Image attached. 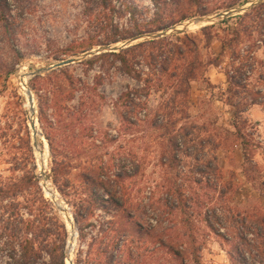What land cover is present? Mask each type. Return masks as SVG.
I'll return each instance as SVG.
<instances>
[{
	"label": "rangeland",
	"instance_id": "1",
	"mask_svg": "<svg viewBox=\"0 0 264 264\" xmlns=\"http://www.w3.org/2000/svg\"><path fill=\"white\" fill-rule=\"evenodd\" d=\"M89 1L36 0L35 10L28 14L30 36L12 39L9 44L1 43L0 187H7L24 177V183L29 185L14 198L17 212L10 220L19 229L15 249L8 246L6 236H0V264L22 263L20 244L28 236L25 229L29 220H36L40 227L46 229L40 231L37 245L42 253L35 264H67L70 240L75 244L73 262L78 264L79 259L85 258L88 246L93 242L92 236L97 238L96 249L98 253H103V262H106L105 252L112 253L111 248H107L117 243L119 249H116V254L123 253L119 250L131 244L130 247L142 256L138 261L140 264H170L166 250H158L161 247L154 242L125 243V238L129 237H124L122 232L125 223L123 214L115 207L108 212L102 203L95 207L94 214L88 220L94 226L87 227L86 240H81L76 212L78 207L88 206L93 192L92 187L88 188V178L95 177L94 170L98 167H104L111 179L123 173L121 182L116 183L115 188L119 192L117 195L120 199L116 200L120 204L128 201L132 206H145L147 215L143 224L154 225L161 218L163 228H170V233L178 238L184 235L182 213L177 211L170 216L166 213L167 192L177 178L186 196L192 198L190 212L194 211L191 213L199 245H202V264H233L230 255L233 244L224 241L208 227L205 212L208 208H219L221 221L226 224H231L227 218L239 212L264 214V43L258 40L260 35L242 37L234 44L233 50L220 57L218 66L212 65L222 52L223 41L232 38L230 30L237 27L239 20L232 18L224 22L225 16L213 23L192 24L186 29L184 24L201 16H216L228 11L221 9L228 0H200V3L197 0H130L140 11L137 20L141 26L150 24L159 12L163 16V24L175 22L163 30L143 35L167 30V37H172L173 43H178L177 37L180 36L184 41L181 43L189 48L193 47L189 41L197 44L198 52L193 54L199 57L203 68L192 83L189 104L186 106L190 117L183 119L185 107L172 101L177 82V78L172 76L176 62L170 66L168 74L151 75L153 68L149 69L145 58L140 56L137 61L141 63L135 64L136 69L143 72L140 81L125 73L121 64H114L111 59L91 67L86 61L93 56L43 75L28 77L26 82L35 99L34 114L42 132L41 139L37 140L30 121L31 112L26 105L27 88L23 85L22 74L49 68L65 59L81 57L104 45L88 51L79 49L77 53H66L65 50L71 44L91 37L104 42L112 38L114 25L121 28L131 25L130 14L117 13L113 18H108L99 0ZM252 1L242 0L236 8L249 5ZM114 3L121 5V1L115 0ZM201 8H207L209 14L200 15ZM184 15L187 19L180 21ZM213 24V29L203 31L204 27ZM176 27L180 31L172 30ZM146 28L150 30L156 26ZM103 29L104 33L97 32ZM145 41H138L134 45ZM125 42L105 45L121 46ZM122 49L125 48L115 52ZM150 51L148 48L147 53ZM244 64H248V71L237 79L241 83V87H237L230 83L227 72L233 75V71L241 66L243 68ZM147 78H150V82L145 88ZM127 91H133L134 103L121 100ZM255 99L262 104L251 106L238 116V121L235 120L237 111L230 103L238 104L242 109ZM41 103L46 109L47 119L41 120ZM234 123H238L245 141L249 143L247 155L242 145L243 138L238 136ZM185 124L195 126L191 136L197 137L196 144L204 139H211V142L200 152L198 149L201 150V147L191 143L190 152L200 160L183 156L179 166L172 167L168 161L174 155L171 137ZM48 136L53 142V149ZM219 142H223V146L215 149ZM38 148L43 153L48 150L47 179L58 194V201L52 199L42 185ZM214 157L223 171V178L217 180L216 174L211 172L209 176L205 175L201 183H197V171L202 163L206 164ZM55 158L69 166L60 186L52 176ZM111 165L113 168H109ZM102 179L106 180L104 176ZM36 180L49 203L42 201ZM228 181L233 182L234 188L222 195L221 186ZM64 184L67 186L63 187ZM98 193L108 198L104 190ZM10 202L6 200L0 203L1 215L10 212L5 207ZM60 204L69 209L73 219V240ZM8 216L4 218L3 226L7 225ZM0 228L1 235L3 228ZM231 230L234 232L233 228ZM231 235L235 236L233 233ZM249 237L253 238L252 235ZM249 258L257 264H264L255 257Z\"/></svg>",
	"mask_w": 264,
	"mask_h": 264
},
{
	"label": "trees",
	"instance_id": "2",
	"mask_svg": "<svg viewBox=\"0 0 264 264\" xmlns=\"http://www.w3.org/2000/svg\"><path fill=\"white\" fill-rule=\"evenodd\" d=\"M91 1V0H90ZM89 1V3H90ZM97 1V0H96ZM100 6L103 9L106 17H112L115 14L131 15V25L129 27L121 28L119 25H114L113 36L112 38L106 41L97 40L98 38L91 37L89 40H82L81 42H75L69 46V49L65 50L66 53L73 52L77 53L80 50L88 51L92 50L99 45L111 44V43H119L125 42L129 38L143 35L147 32H153L157 30H163L164 28L170 27L175 24V22L165 23L163 24V16L161 12L157 13V18L150 22V24H144L143 26L137 20L138 14H140L139 9L133 2L130 0H117L121 1V5L115 4V0H99ZM200 3V0H197ZM229 2H224V8L231 10L236 8L242 0H228ZM92 2V1H91ZM36 8V0H0V46L2 42L9 44L12 39H22L30 36V24L28 19V14L34 11ZM200 15H207L209 11L207 8H201L199 11ZM232 18H237L239 20L237 27L230 30L232 38L230 40L223 41L222 52L216 57L211 64L218 66V61L220 57L224 56L230 50H233L234 44L241 40L242 37L246 36L248 38H252L255 34L260 35L261 38L258 40L264 43V2L259 3L258 5L252 7L249 11L244 14L230 15L224 18V22L229 21ZM187 19V16H182L180 21H184ZM135 22L132 24V22ZM150 25L156 26V28H150ZM150 30H147V28ZM215 27V24L206 26L203 28V31H209ZM99 33H104L105 29L98 30ZM177 37V36H176ZM178 43H173L172 37H162L155 40H147L145 42H140L136 45H133L129 48H125L120 50L119 52H107L102 53L100 55H96L94 58L86 61L91 67H93L96 63L106 60H112L114 64L120 63L122 70L135 77L137 80L142 81L143 72H139L135 64L137 59L141 56L145 58V62L147 63L149 69L153 68L154 73H159L160 75L168 74L170 70V66L176 62V66L173 70V77L177 78L176 87L174 89V97L173 100L177 105H182L184 108L183 119H188L190 116L187 113L186 106L189 104L190 93L192 89V83L197 79L200 73V69H202V64L199 61V57L194 55L193 53L198 52V46L193 41H188L191 43L192 48L184 42L183 39L178 36ZM180 43V44H179ZM170 46V48H169ZM150 48L151 51L147 53V49ZM237 51V50H235ZM1 52V49H0ZM235 53V52H234ZM237 54V53H235ZM1 57V54H0ZM1 59V58H0ZM182 62V63H180ZM141 63V62H140ZM179 63V64H178ZM180 66V67H179ZM182 66V69L180 70ZM248 64H244L243 68L238 67L235 69L234 74L231 75L230 71L227 72V76L229 78L230 83L237 87H241V83L237 81V79H241L247 70ZM181 71V72H179ZM9 74V72H8ZM235 79V80H234ZM146 87H148V83L150 82V78L146 80ZM233 89V88H232ZM230 90V88L228 89ZM238 92L236 91L235 94ZM259 95L260 92H257ZM133 91L125 92L121 100H127V102L134 103L135 100L132 97ZM235 109V120H239L238 116L247 112L251 106L262 104L261 101L255 99L253 100L247 107L240 109L238 104L230 103ZM41 110V120L47 119L46 109L44 105L40 104ZM195 126H190L189 124L183 125L177 133L172 136V147L174 148V155L170 157L168 160L172 167H178L179 162L183 156L190 158L192 157L191 143L193 146H200L202 151L206 148L207 143L211 142V139L200 140L198 144L197 137L191 136L193 133ZM234 127L236 128L238 136L243 138V148L245 151V155H247V147L248 142L245 141V135L242 134L241 128L238 123H234ZM50 140V145L53 149V142L51 137L48 136ZM223 146V142H219L216 144L215 149L221 148ZM195 160H200L199 157L193 156ZM109 168H113V166H109ZM69 169V166L64 161H59L55 158L52 166V176L53 180L56 184L60 186L62 183V177ZM182 172L181 170L179 171ZM211 172L216 174L217 180H221L223 178L222 169L217 162V158L214 157L213 160H208L206 164L201 165V168L197 171L196 180L197 183H201L203 179L206 177L205 175H210ZM95 177L88 178L90 181L89 187L93 190L91 192V197L88 201V206L84 208V206L78 207L76 212V219L80 225V236L81 240H86L87 234L86 229L89 225L94 226V224L89 223V218L94 214L95 207L102 203V207H104L108 212L112 207L117 208L123 214L124 229L122 228V232L124 233L125 238L124 242L130 244L131 242H154L158 245V250H166V257L168 258L170 264H202L201 262V249L202 245H199L198 235L196 231V225L193 220V214L190 212L192 208V198L191 196H186L182 185H179L178 179L173 182L170 187V190L167 192V211L166 213L170 215H174L177 211L182 213L181 223L183 225L184 235L174 237L170 233V228H163V219L157 220L156 224H143L144 216L147 215L146 207H141L140 205H131L128 201H124L120 204V201H117L118 191L115 190L116 183L121 182V178H123V173H119L115 175V179H111L108 171L104 167H98V169L94 170ZM105 177L106 180H103L102 177ZM36 178V176H33ZM25 177L15 180L9 184L7 187H0V203L5 202L6 200H10V204L6 205L10 211L8 214H0V227L3 228V233L0 235H4L7 237L8 246L15 249L17 238V232L19 231L18 227L13 226V222L10 220L16 214L17 202L14 200L18 196V194L23 190L27 189L29 184L24 183ZM33 180V179H32ZM35 184L38 185L40 192L42 193L41 199L44 203H49L46 200L41 188L39 186V182L36 180ZM67 184H64L63 187H66ZM234 184L233 182H225L220 189L221 194L224 195L226 191L233 190ZM62 187V188H63ZM99 190H104L107 194L108 198L105 199L100 196L98 193ZM14 200V201H13ZM130 204V206H129ZM2 205V204H1ZM4 207V206H3ZM1 208V207H0ZM219 208H208L205 212V222L208 227L212 229L218 236H220L224 241L229 244H233V248L230 251L231 259L233 264H257V262L251 261L249 256L257 258L258 261L264 262V214H248L246 212H239V214H233L232 218H227V222L231 224H226L221 221V214L219 213ZM232 212V211H231ZM1 213V212H0ZM8 216L7 225L5 224L4 218ZM163 216V215H162ZM26 227V238L20 244L21 247V264H35V260H37L41 253L42 249L37 244L39 243V239L41 236V230L45 231L44 227H40L36 220H29ZM127 228V229H125ZM231 228L234 229L232 232ZM1 229V228H0ZM129 229V230H128ZM223 230L225 232H223ZM132 233H127V232ZM169 231V232H167ZM227 231V232H226ZM231 231V232H230ZM230 233L235 234V236H230ZM31 235V236H30ZM252 235L253 238L249 236ZM123 237V238H124ZM93 242L88 246V250L86 251L85 258H81L78 260V264H140L138 261L142 257L140 253L130 245H124L119 252L116 254V249H119L118 244L111 245L107 249L112 250V253L106 255V262H103L101 256L103 253H98L96 247V239L92 236ZM20 243V242H19ZM110 246V245H109ZM127 246V247H126ZM96 249V250H95ZM255 251L256 254L254 253ZM253 259V258H252ZM64 264V262H63Z\"/></svg>",
	"mask_w": 264,
	"mask_h": 264
},
{
	"label": "water",
	"instance_id": "3",
	"mask_svg": "<svg viewBox=\"0 0 264 264\" xmlns=\"http://www.w3.org/2000/svg\"><path fill=\"white\" fill-rule=\"evenodd\" d=\"M261 2H264V0H254L249 5L241 6V7H238V8H233V9L228 10L226 12L220 13V14H218L216 16H201V17H198V18H196V19L184 24V28L185 29L189 28L192 24L213 23V21L216 20L217 18H221V17H225V16L246 13L252 7L258 5ZM172 30L173 31H180V29L177 28V27L173 28ZM168 33L169 32L166 30V31L158 32V33H150V34H147V35L138 36V37H135L133 39L128 40L127 42L123 43L121 46H118V45L117 46L104 45V46L99 47L96 50H92V51H89V52L85 53L81 57L65 59V60H62V61L50 66L49 68L37 69L36 71H34L31 74H29L28 77H32V76L34 77V76H38V75H43V74H45L47 72H51L53 70L72 65V64H74L76 62H79L82 59H85V58H88V57H93V56L100 55L102 53H107V52H115L119 48L130 47V46L134 45L135 43H137L138 41L159 39V38L167 36ZM22 79H23L22 80L23 84H25V86L28 87L27 82L25 81V76L22 77ZM29 95H30L31 102H34L35 99H34V96H33V92L30 89H29ZM34 116H35V114H34ZM35 125L36 124L34 123L33 124V128L35 127ZM36 134H38V133L35 132V137H36ZM41 136H42V132H41ZM41 152L43 153V151H41ZM59 208H60L61 211L67 212L69 214V209L63 207L61 204L59 205ZM69 221L73 222V219L70 218ZM72 264H74V262H72Z\"/></svg>",
	"mask_w": 264,
	"mask_h": 264
},
{
	"label": "bare ground",
	"instance_id": "4",
	"mask_svg": "<svg viewBox=\"0 0 264 264\" xmlns=\"http://www.w3.org/2000/svg\"><path fill=\"white\" fill-rule=\"evenodd\" d=\"M24 71V70H23ZM23 77L25 76V81L28 79V73H23L22 74ZM23 80V79H22ZM24 87H26V94H27V107L29 108L30 112H31V124H32V129H33V132L36 134V139L37 140H40L41 139V131L39 130V127H38V124H37V120H36V116H34V112H35V102H31L30 100V95H29V88L27 86H25V84H23ZM36 124L35 127L33 128V124ZM45 148H47L45 146ZM39 149V148H38ZM41 149H39L38 153V169H39V177L41 179V182H42V185L44 186V189L46 191V193L52 198L54 199L55 201H58V194L56 193V191L53 189L51 183L48 181L47 179V158H48V150L46 149L45 150V153H42L40 151ZM64 207V206H63ZM66 208V207H65ZM65 216H66V219L68 220V227L71 229V232H72V240L74 239L73 236V228H72V222L69 221V219L71 218V215H69L67 212H64ZM70 243V246H69V249H68V259H67V264H72L73 262V257H72V251H73V248H75V244L73 242H71V240L69 241Z\"/></svg>",
	"mask_w": 264,
	"mask_h": 264
}]
</instances>
